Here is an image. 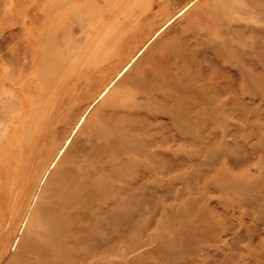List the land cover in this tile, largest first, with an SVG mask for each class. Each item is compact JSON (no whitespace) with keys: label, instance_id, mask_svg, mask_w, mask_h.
<instances>
[{"label":"rangeland","instance_id":"1","mask_svg":"<svg viewBox=\"0 0 264 264\" xmlns=\"http://www.w3.org/2000/svg\"><path fill=\"white\" fill-rule=\"evenodd\" d=\"M0 264H264V0H0Z\"/></svg>","mask_w":264,"mask_h":264},{"label":"bare ground","instance_id":"2","mask_svg":"<svg viewBox=\"0 0 264 264\" xmlns=\"http://www.w3.org/2000/svg\"><path fill=\"white\" fill-rule=\"evenodd\" d=\"M5 52V51H4Z\"/></svg>","mask_w":264,"mask_h":264}]
</instances>
